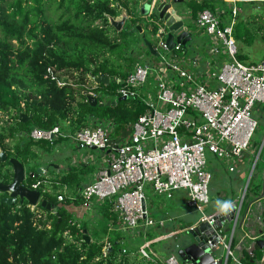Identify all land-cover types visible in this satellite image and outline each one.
I'll return each instance as SVG.
<instances>
[{
  "label": "built area",
  "instance_id": "1",
  "mask_svg": "<svg viewBox=\"0 0 264 264\" xmlns=\"http://www.w3.org/2000/svg\"><path fill=\"white\" fill-rule=\"evenodd\" d=\"M239 2L244 1L228 3ZM150 4L149 13L142 15L146 19L142 34L151 44L152 53L143 42L145 53L148 52L152 59L145 54L136 56L126 78H116L119 85L114 94L116 100H110L126 98L145 107V113L131 125L130 136L122 143H114L115 124L95 120L74 132H64L60 127L51 131L34 129L30 137L35 142L52 144L61 138L76 147L77 153L70 166L63 168L62 174L57 172L60 177L71 167L100 165L94 179L84 183L79 196L85 211H96L110 203L118 216L116 225L109 224L104 257L113 251V233L117 232L122 235V243L141 242L136 253L139 260L150 264H194L181 260L178 255L156 254L153 246L163 237L149 238V234L164 229L174 219L152 218L148 194L170 201L184 192L189 210L202 214L201 223H208L211 226L209 234L217 236V244L211 248H224L229 258L233 252L227 244L225 226L228 222L233 223L232 235L235 233L247 192L233 202V220L220 211L207 216L205 210L211 202L209 188L217 164L222 166L223 163L228 172L236 173L244 167V158L253 154L256 158L250 172L252 178L261 157L263 146L257 155L249 150L258 128L255 114L264 105V60L246 64L239 59L234 26L240 10L235 6L231 8L229 24L222 21V11L207 9L195 14L187 5L180 9L174 7L183 24L171 31L158 17L156 0ZM111 20L117 21L109 18L110 23ZM145 29L155 39V44L147 37ZM185 34L187 36L179 41ZM170 35L173 36L172 47L168 43ZM197 36L202 42L192 46ZM187 38L190 40L184 44ZM62 74L64 72L49 68L45 78L64 86L67 83ZM88 78L94 85L86 87L85 93L101 99L97 93L99 84L92 76ZM93 147L104 152L107 158L100 161L92 158L89 151ZM44 173L41 176L45 177ZM45 179L30 188L40 191L45 186L47 193H52V183L48 181L51 178ZM67 192L68 188L64 187L58 196L59 203L65 201ZM165 210L169 208L165 207ZM197 226L184 231L189 232ZM123 253L127 254V251L123 250ZM131 255L133 253L126 258Z\"/></svg>",
  "mask_w": 264,
  "mask_h": 264
},
{
  "label": "trees",
  "instance_id": "2",
  "mask_svg": "<svg viewBox=\"0 0 264 264\" xmlns=\"http://www.w3.org/2000/svg\"><path fill=\"white\" fill-rule=\"evenodd\" d=\"M142 1L60 0L58 3L57 0H0V114L9 119L0 126V150L7 153L9 159L16 158L26 167L37 160L34 149L52 153L64 141L60 138L53 144L35 142L30 137L34 129L51 131L69 123L68 129L74 132L88 127L91 121L107 120L116 126L112 136L114 143H122L130 136L131 125L145 113L142 104L125 100L117 101L114 106L92 107L84 92L87 84H90L88 88L94 85L88 76L102 74L111 78L108 86L98 85L100 98L112 89L116 92L119 88L116 78H126L127 73L110 67L108 56L129 49L127 41L131 30L123 29L120 38L114 37L112 32L117 31L109 23V18L116 19L120 17L121 10L127 9L129 15L134 16L132 27L139 25L137 10ZM56 2V13L64 12L55 22L47 12ZM185 3L195 14L207 9L216 12L211 3L227 5L225 1L217 0H187ZM250 4L256 5L257 2ZM227 16L222 14L223 22ZM251 19L261 24L257 31L264 40V17L258 18L260 21L256 20L257 17ZM234 37L249 47L255 41L251 29L242 22H236ZM239 59L245 62L242 55ZM134 63L131 59L130 70ZM49 68L64 72L62 75L66 77L67 84L59 86L56 80L46 79ZM98 100L104 104L108 102ZM21 114L29 120L22 121ZM15 138L19 142L10 148L9 140ZM38 167L29 173L36 175ZM9 168V162L0 160V181L11 182L13 173ZM51 170L53 177L48 181L52 183V193H47L45 186L40 191L43 200L53 206V211L41 206L31 208L27 203L12 206L0 203V264H128L130 256L126 258V255L137 252L140 241L136 246L129 241L122 243V235L114 232L113 251L104 257L103 239L93 240L87 222L75 221L70 213L73 206H81L79 194L92 168L85 165L79 169L71 167L61 177L55 167ZM39 181L46 179L44 176L33 177L26 184L30 187ZM64 187L73 194L75 201L67 196L63 203H59L58 196ZM260 194L261 185L255 188L252 202ZM6 196L0 194V200ZM98 210L108 224L118 223V216L110 203ZM84 231L92 239L90 244L84 241ZM107 231L108 227L105 236ZM154 237V233L149 234V238ZM234 245L233 240L232 248ZM256 250L252 255L257 252L255 258L262 259V253ZM169 254L167 250L165 255ZM244 254L249 259L247 264H254L250 252L245 251ZM231 263L229 259L228 264Z\"/></svg>",
  "mask_w": 264,
  "mask_h": 264
},
{
  "label": "rangeland",
  "instance_id": "3",
  "mask_svg": "<svg viewBox=\"0 0 264 264\" xmlns=\"http://www.w3.org/2000/svg\"><path fill=\"white\" fill-rule=\"evenodd\" d=\"M45 2L47 4L48 1H45ZM57 2L59 3L60 0H57ZM57 2H56V4L53 5L52 8H49L51 10H49L47 12V15L49 16V18L55 22L60 17V15L64 12V11L63 12L60 11V12L56 13ZM123 2H124V0H123ZM252 2H257V4L256 5L250 4ZM211 4L214 5L213 8L216 7V11L217 10L222 11L226 15H231V8L234 6L240 10V13H239V16H238V19L236 20V22L238 24L240 22L246 24L251 29V32L254 34L255 41H254V44L250 47L245 45L242 42L237 41V47L239 50V54L245 58L246 64H254V63L262 62L264 60V40L261 38L262 37L261 33H258V31H257V29H259V26L261 24L259 22H254V20L251 18L257 17L256 20L260 21L258 18L264 17V0H249V1H246L244 3L239 2L236 4L232 3V4H227V5H223L221 3H211ZM183 5H187V4L186 3L185 4H179L175 7L177 9H180L181 7H183ZM46 8H48V6H46ZM139 9H140V7H139ZM125 11H126L125 9L120 11L121 15H120V17L116 18L117 21L123 20L122 17H125V14H126ZM53 14H55V15H53ZM132 20L133 19H131V17L128 19L125 18V23H124V27H123V29L128 28L131 30L130 32H133V33H131V35L129 36L128 41H127L129 49L128 50H122L120 54H114V55L109 54V56H108V58L110 59V63H109L110 67H114L116 70H118L121 73H123V72L128 73L130 71L129 62L131 61V59H133L135 61L136 56H139L141 54H145L148 59H152L151 55L148 52L145 53V47L143 45V41H141V39H143L142 38L143 34L139 33L137 30L134 31V27H132V25H131ZM230 22H231V19L228 16L227 17V23L229 24ZM98 24H100V23H98ZM139 24H141L140 20H139ZM144 31H145V34L147 35V37L155 44V39L153 37H151V35L149 34V32H147L146 29ZM120 32L119 31H117V32L113 31L112 35L114 37L120 38L119 37ZM200 42H202V40H201L200 36H197L194 38L191 45L197 46ZM89 85L90 84H87L86 87H88ZM113 92H115V90L112 89L108 93H105L101 97V101H104V102L108 101L109 102L110 100H116V96L114 95ZM260 107L261 108L259 110V113L256 111V114H255V119L258 121V128L256 129L254 136L251 139V148H250L249 152H252V151L256 152V155H257L262 146H263V150H262L259 162L257 164V167H256V169L252 175L251 181H250L251 185L249 188L247 201L245 202L244 207H243V212L241 215L240 224L242 223V220L244 219V217L246 216V214L249 210V207H250L251 202H252V195H253L255 188L258 187L259 185H261V183H262L263 168H264V105H261ZM7 121H9V119H7L4 115L0 114V126L5 125ZM69 125H70L69 123L65 124L64 126L61 127V129L64 132H71L68 129ZM18 140H19L18 138L9 140V143H8L9 147L13 148L19 142ZM34 151L37 154V160L31 161L29 163V165H27V167H26L27 173L29 171H31L32 168H36L39 166L37 170L42 169L43 171H45L44 175L46 178H49V179L53 177V175L51 173V171H52L51 169L53 167H55V168L59 167V170L58 169L56 170L57 172L64 170V169H61L60 166L65 167L68 159H72V157L74 155H76V153H77L76 147L73 144L69 143L67 140H64L61 144H59L57 147H55L52 153H47V152L40 150V149H34ZM85 152H87V151H85ZM89 152H90L92 158L96 159L97 161H100V159L105 160L107 158V155L102 151L91 150ZM70 156H71V158H69ZM255 158H256V156L253 154H250V157L244 158V167L240 168V170H241V172H245L247 177L250 175L251 169L254 165ZM221 164L224 168V164L223 163H221ZM217 166H218V164H217ZM99 167H100V165L92 167V171L90 172V174L87 177H85V182H88L91 179H94V176L98 172ZM9 169L13 171L11 166ZM224 169H221L218 166V169L214 170L212 172L214 177L212 179V182H211V185L209 188L211 202H210V205H208L206 210H205L206 215H210L212 212L218 210L217 205H216L217 200H230V197H232L231 194L232 195H238V196L240 195L239 197H241L243 195V190L240 193L241 188L236 184V182L233 179H231L229 177V175L227 174L226 171H223ZM60 174H62V173H60ZM247 177L243 183L245 186H246L245 182L247 181ZM244 190H245V188H244ZM219 192H227L229 194L228 195L229 197L223 196L222 198L221 197L218 198L217 196H218ZM67 196H70L71 198L74 197L73 194L69 190L67 192ZM148 196H149V200H150V202L148 201V210H149L150 216L152 218L160 219V218L171 217L174 219V222L168 224L166 226V228L168 226L173 225V226H176L180 229H185V227H187L190 223H194L195 221H198L202 217V214H200L198 212H196L197 214L193 213V212H191V210L186 208V206L183 204L184 202L182 199L184 198V196L182 194L179 195L177 197V199H175L176 201L175 200L167 201L165 198L154 196L150 193L148 194ZM172 203H173V207L175 209L179 208V210H181V212H183V214H187L186 215L187 219L179 218V220H177V218L172 217V214L170 213V211L165 210V207L170 208ZM70 213L72 214L75 221H78L81 223L87 222L86 224H88V227L90 228V231H91L90 237L93 240H97L98 238H102L103 242L105 241V239H106L105 229H106L108 223L106 222V220L104 219L102 214H100L99 210L90 212V211H85V209L81 208V206H78V207L73 206L72 209H70ZM167 213H168V215H167ZM259 213H260V211L258 210V208H255V207L252 208L250 220H248L246 222V225L244 224V228L247 232L249 230H253V229L259 231L258 228L260 226H259V223L257 221V215ZM239 228H240V226L238 227V229ZM171 230H175V228L171 227L170 231ZM162 231L163 230H155L154 231L155 236H159V235L161 236V235L165 234ZM179 233H180L179 238L183 239L185 241V243H184L185 245L188 243H191L192 238L186 231L182 230ZM245 242H249V241L245 240ZM163 245L165 246L166 243ZM221 252H218V257H220ZM128 260H131V262L135 263V264H146L143 261H139L138 255L134 254V253H133V255H131V257H129Z\"/></svg>",
  "mask_w": 264,
  "mask_h": 264
},
{
  "label": "water",
  "instance_id": "4",
  "mask_svg": "<svg viewBox=\"0 0 264 264\" xmlns=\"http://www.w3.org/2000/svg\"><path fill=\"white\" fill-rule=\"evenodd\" d=\"M185 0H156L157 5V12L158 17L163 20L166 25L170 28L171 31H175L178 28H180L183 24L181 18L179 16H176V4H183ZM175 7V9H174ZM151 9V4L146 1L141 6L140 14L146 15L149 13ZM125 23V18L121 21H115L111 20V26H113L117 31H122ZM137 31L142 34L143 30L141 27L137 28ZM187 36L186 34L179 38V41L183 39V37ZM190 38H187L184 40V44L189 41ZM143 42L145 46L149 49V51L152 53L151 44L147 39L143 36ZM169 45L173 46V36H169L168 40ZM93 81L96 84H103L108 86L111 83V78L109 76H103L102 74H99L98 76H92ZM84 95L87 98L88 103L92 107H103V106H114L116 105L117 101H109L106 104L99 103L98 99L88 95L84 92ZM126 98H119L118 101H125ZM22 121H27L29 118L25 114L20 115ZM92 150H96L95 147L92 148ZM0 160L2 163L9 162L10 166L12 167L13 176L12 180L9 183H5L4 180L0 181V194L7 195L6 197L1 198L0 203L6 204L8 206L15 205L19 203L20 205H24L25 203L28 204L31 208H37L38 206H41L42 208H45L47 211L51 212L53 211V206L49 204L47 201L43 200L42 193L37 190H33L30 188L26 183L28 179H31L33 177H39L41 176L45 171L42 169L37 170L36 175L27 173L26 167L16 158L9 159L8 154L0 150ZM58 168V167H57ZM251 181V175L249 176L244 193L247 192V189L249 188ZM261 203L262 209L264 211V168H263V176H262V183H261V194L254 199V201L251 203L249 210L245 216V219L250 220V214L252 207H254L256 204ZM145 208V206H144ZM243 208V207H242ZM257 208V206H255ZM225 215V214H224ZM230 218L234 219V214L232 210L228 213ZM261 219V223L264 226V213L263 217L259 218ZM211 226L208 223H201L194 229L190 230L188 234L191 236L192 241L191 243H188L182 247L179 252L178 256L185 262L189 261L194 264H227L228 258L225 259L223 262L222 259L218 258V252L221 250L222 247L218 248H211L213 245L217 244V236L215 233H210ZM84 241L87 244L91 243V238L87 235V231H84ZM256 247H258L261 252H264V241L255 240L253 245L251 246V252H254L256 250ZM255 262V261H254Z\"/></svg>",
  "mask_w": 264,
  "mask_h": 264
},
{
  "label": "crops",
  "instance_id": "5",
  "mask_svg": "<svg viewBox=\"0 0 264 264\" xmlns=\"http://www.w3.org/2000/svg\"><path fill=\"white\" fill-rule=\"evenodd\" d=\"M153 1V0H152ZM232 1H244V2H246V1H249V0H231V1H227L226 3L227 4H230V3H228V2H232ZM144 4V1H142L141 2V4H140V8H141V6ZM176 5H179V4H176ZM228 17V16H227ZM226 23H227V18H226ZM228 24V23H227ZM69 158H71V156L69 157ZM71 160V159H70ZM70 161L68 162V163H66V165H65V167H61L60 166V168L61 169H63V168H66V167H68V166H70ZM219 166V165H218ZM218 166L216 165L215 167H214V169H213V171L214 170H217L218 169ZM221 169H224L222 166H219ZM56 169H58L59 170V167L58 168H56ZM62 171L63 170H61V171H58V173L60 174V173H62ZM223 171H226L227 172V174L229 175V177L231 178V179H233L235 182H236V184L241 188L240 189V193L242 192V190H243V193H244V188H245V185L243 184L244 183V181H245V179H246V177H247V175H246V173L245 172H241V171H239V172H236V173H230V172H228L226 169H224ZM225 172V173H226ZM213 177H214V175H213ZM248 178H249V176L247 177V180H248ZM245 183H247V181L245 182ZM243 184V185H242ZM242 185V186H241ZM183 195L184 196V198L182 199L183 200V204L186 206V208L187 209H189L188 207H187V205H186V195H185V193L184 192H181V193H179V194H177L175 197H174V199L173 200H175V199H177V197L179 196V195ZM229 194L227 193V192H219L218 193V198H222L223 196L224 197H226V196H228ZM231 196L232 197H230V200L232 201V202H235L236 200H238V198H239V196L238 195H232L231 194ZM229 197V196H228ZM255 199V198H254ZM176 201V200H175ZM255 206H257V208H258V210L260 211V213L257 215V221H258V223H259V228H258V230L259 231H257V230H249L248 232L245 230V228H244V224L246 225V222L247 221H245L244 219V223H243V220H242V223L239 225L238 224V226H237V229H236V231H235V233L232 235V230H233V228H234V224L233 223H230V222H228V224H226V226H225V234H226V237H227V244H230V246H231V248H232V242H233V240H234V242H235V245L233 246V248L231 249V251L233 252V256L232 257H229L228 259H231V261H232V263L231 264H247L248 262H249V259L248 258H246L245 257V254H244V252L246 251V252H250V255H252V252L250 251L251 250V246L253 245V243L255 242V240H258V241H260V240H262V241H264V226L262 225V223H261V219H259L260 217L262 218L263 217V213H264V211H263V209H262V206H261V203H259V204H256ZM254 206V207H255ZM253 208V207H252ZM72 209V208H71ZM251 211H252V209H250ZM167 211H170V213L172 214V217H175V218H177V220H179V218H185V219H187V214H183V212H181V210H179V208H174L173 207V203H172V205H171V207L169 208V210H167ZM189 211V210H188ZM191 212H193V213H196V212H194V211H192L191 210ZM217 212H219V210H216V211H214V212H212L210 215H207V216H213L214 214H216ZM182 214V215H181ZM197 214V213H196ZM167 215H168V213H167ZM251 215V214H250ZM166 216V215H165ZM201 219H202V217L198 220V221H195L194 223H190L187 227H185V229H187L188 227H191V226H196V225H200L201 224ZM189 222V221H188ZM110 224V223H109ZM109 224H108V229H109ZM240 226V228L238 229V227ZM171 227H173V228H175V230H171L170 231V228ZM161 230H163L162 232L163 233H165V234H163V235H159V236H155L154 237V239L156 238V239H159L160 237H163V239L162 240H160L159 242H157L156 244H154V248H153V250L156 252V254H158V255H160V256H164V257H167L165 254H166V251L168 250L169 252H170V254H169V256L170 255H178V252H179V250L182 248V247H184V243H185V241L183 240V239H180L179 238V236H180V231H182V230H184V229H180V228H178V227H176V226H168L167 228L165 227L164 229H161ZM239 231V232H238ZM116 233V232H115ZM188 233V232H187ZM114 234V233H113ZM109 235V230L107 231V234H106V238H107V236ZM115 238V237H114ZM92 240V239H91ZM106 240V239H105ZM245 240H248L249 242H245ZM166 243V245L164 246L163 244H165ZM133 246H136L137 245V242H135V243H133L132 244ZM133 246H131V247H133ZM256 249L259 251V252H261V250L258 248V247H256ZM256 250V251H257ZM222 251V252H221ZM219 252H221L220 253V257H218L217 259H222L223 260V262L225 261V259H227V256H226V252H225V250H224V248H221V250L219 251ZM134 254H136L137 252H133ZM262 253V259H256L255 258V256L257 255V252H255L254 254H255V256L254 255H252L253 257H252V259H251V261L253 260V261H255L254 262V264H264V252H261ZM139 259V258H138ZM181 259V258H180ZM256 259V260H255ZM182 260V259H181ZM228 262H229V260H228ZM228 262H227V264H228Z\"/></svg>",
  "mask_w": 264,
  "mask_h": 264
},
{
  "label": "clouds",
  "instance_id": "6",
  "mask_svg": "<svg viewBox=\"0 0 264 264\" xmlns=\"http://www.w3.org/2000/svg\"><path fill=\"white\" fill-rule=\"evenodd\" d=\"M216 205L221 213L228 214L233 208V202L231 200H217Z\"/></svg>",
  "mask_w": 264,
  "mask_h": 264
},
{
  "label": "flooded vegetation",
  "instance_id": "7",
  "mask_svg": "<svg viewBox=\"0 0 264 264\" xmlns=\"http://www.w3.org/2000/svg\"><path fill=\"white\" fill-rule=\"evenodd\" d=\"M143 1L146 2V1H148V0H143ZM140 9H141V8H140ZM140 9H138L139 11L137 10V16H138V18L140 19L142 25H141V24L136 25V26L134 27V31L137 30L138 27H141V29L143 30L142 26L144 27V21H146V19H144L142 15L140 16ZM125 12H126L125 17H122V18H127V19H128V18L131 17V19H134V16H133V15H131V16L128 15V14H129V10L126 9ZM138 13H139V14H138ZM109 23H110V22H109ZM110 24H111V23H110ZM131 33H133V32H131ZM142 36H143V35H142ZM26 167H27V166H26ZM28 173H29V172H28ZM29 174H32V173H29ZM29 174H28V175H29Z\"/></svg>",
  "mask_w": 264,
  "mask_h": 264
},
{
  "label": "bare ground",
  "instance_id": "8",
  "mask_svg": "<svg viewBox=\"0 0 264 264\" xmlns=\"http://www.w3.org/2000/svg\"><path fill=\"white\" fill-rule=\"evenodd\" d=\"M225 1H231V0H225Z\"/></svg>",
  "mask_w": 264,
  "mask_h": 264
}]
</instances>
